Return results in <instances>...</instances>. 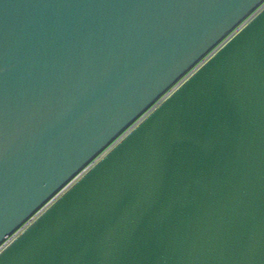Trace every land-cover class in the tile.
Masks as SVG:
<instances>
[{"label":"water","instance_id":"95a60500","mask_svg":"<svg viewBox=\"0 0 264 264\" xmlns=\"http://www.w3.org/2000/svg\"><path fill=\"white\" fill-rule=\"evenodd\" d=\"M259 1L0 0V241ZM0 264H264V9Z\"/></svg>","mask_w":264,"mask_h":264},{"label":"built area","instance_id":"2783aa9c","mask_svg":"<svg viewBox=\"0 0 264 264\" xmlns=\"http://www.w3.org/2000/svg\"><path fill=\"white\" fill-rule=\"evenodd\" d=\"M262 9L264 0H260L231 28H229L218 40H216L205 52H203L190 66L177 76L164 90H162L135 118L123 127L111 140L99 149L88 161H86L74 174H72L59 188L47 197L35 208L20 224L9 232L0 241V251L28 227L45 209L80 179L94 164L104 157L122 138H124L138 123L150 114L158 105L180 87L196 70L208 61L220 48H222L234 35H236L249 21H251Z\"/></svg>","mask_w":264,"mask_h":264}]
</instances>
